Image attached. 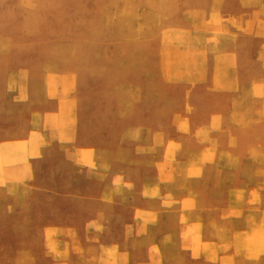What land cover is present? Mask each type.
<instances>
[{"label": "rangeland", "instance_id": "rangeland-1", "mask_svg": "<svg viewBox=\"0 0 264 264\" xmlns=\"http://www.w3.org/2000/svg\"><path fill=\"white\" fill-rule=\"evenodd\" d=\"M0 264H264V0H0Z\"/></svg>", "mask_w": 264, "mask_h": 264}]
</instances>
